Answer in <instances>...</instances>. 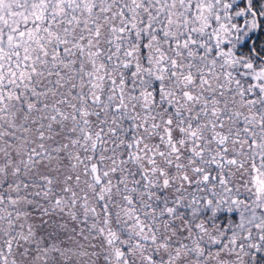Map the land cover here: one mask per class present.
<instances>
[{"label": "snow or ice", "instance_id": "6c2138e0", "mask_svg": "<svg viewBox=\"0 0 264 264\" xmlns=\"http://www.w3.org/2000/svg\"><path fill=\"white\" fill-rule=\"evenodd\" d=\"M0 264H264V0H0Z\"/></svg>", "mask_w": 264, "mask_h": 264}]
</instances>
